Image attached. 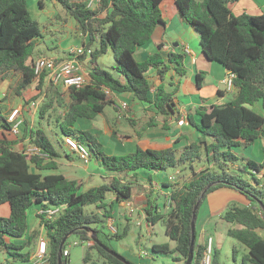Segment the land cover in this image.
I'll return each instance as SVG.
<instances>
[{"label":"trees","instance_id":"16d2710c","mask_svg":"<svg viewBox=\"0 0 264 264\" xmlns=\"http://www.w3.org/2000/svg\"><path fill=\"white\" fill-rule=\"evenodd\" d=\"M163 1L99 0L97 6L88 8L87 0H58L87 38L82 44L86 52L93 50L88 84L71 88L70 103L67 104L62 91L48 81L46 74L40 77L34 74L35 50L43 34L40 24L31 15L29 0H0V84L10 73L20 76L21 81L15 91L18 96L35 84L37 95L33 102L40 98L45 101L40 110V121L46 119L50 123L52 116L48 113L56 111L55 124L59 132L65 138L86 145L92 157L116 174L109 182L82 191L76 180L63 174H44L58 171L60 158L46 130L31 129L27 135L33 147L40 150L38 155L17 151L13 148L14 142L0 140V207L8 205V215H0V255H6V264L30 262L31 253L26 250L37 241L41 232L35 230L28 241H20L29 232V211L35 206L60 209L54 220L46 221L38 215L40 226L49 239L48 264H59L60 252L62 264H69L64 256L69 239L63 248L61 243L71 233L82 242L89 243L84 264H100L101 259L103 264H125L92 241L94 232L102 244L117 252L111 242L121 241L131 231L129 225L123 234L117 232L109 236L103 231L114 212V204L106 203L107 197L114 194L118 201L132 198L134 184L132 181L123 183L124 175L142 170L163 172L182 166L192 167L195 163H205L207 167L182 183L165 184L172 188L168 195V208V198L163 206L159 204L160 196L149 195L145 201L148 225L161 223L167 236L175 242L174 249L168 244H154L150 251L152 258L176 253L173 260L186 264L195 206L200 203L197 224L207 196L216 190L229 188L244 195L248 201V205L230 207L222 216L230 225L227 236L236 242L233 259L238 261L242 248L246 251L242 264H264V188L253 173L262 172L264 163L248 160L238 170H231L234 164L244 160L233 152L235 148H246L264 138V14L233 13L230 5L239 0H176L181 19L200 34L207 59L222 64L235 74V94L230 101L210 109H197L200 123H194L191 118V124L201 134L199 142L190 144L180 153L173 148H138L128 156H110L102 151V145L91 132L76 129L80 119L95 120L108 106H112L113 94L131 93L136 100L153 103L163 114H167L168 109L175 110L173 95L166 91L164 84L157 87L155 100L151 99L152 85L147 74L156 69L160 80L164 81L174 66L175 71L182 75L184 57L169 54L167 59H163L156 53L145 62L135 60L138 48L151 40L158 26L164 25ZM109 49L116 62L117 77L97 64V59ZM87 59V54L80 58L81 61ZM198 77V85L201 86L202 78ZM1 103L0 128L11 133L12 123L4 116ZM257 105L263 112L256 109ZM89 206H94V210L87 211ZM195 234L192 264H202L206 246L197 240L196 225ZM212 264H221L218 249L214 250Z\"/></svg>","mask_w":264,"mask_h":264},{"label":"crops","instance_id":"0c3cea01","mask_svg":"<svg viewBox=\"0 0 264 264\" xmlns=\"http://www.w3.org/2000/svg\"><path fill=\"white\" fill-rule=\"evenodd\" d=\"M29 2L35 3L34 0H29ZM40 5L45 6L43 0H41ZM230 9L233 13L237 14L246 12L256 16L262 15L264 14V0H239L235 4L230 5ZM161 11L164 25L158 26L151 40L144 46L138 48L135 53V60L137 62H145L151 55L156 53H159L163 59H167L169 54H176L184 57V73L182 75L175 71L174 66H172L171 70L166 74L164 81L160 80L158 70L156 69H151L147 74L152 85L151 99L155 100L157 87L164 84L166 91L173 95L172 102L175 110L171 111L168 109V113L163 114L153 103L136 100L131 93L113 94L114 105H112V108H114L117 113L113 116L108 114L105 109L104 113L99 115V117H101L99 122L95 121V123L94 120H91L92 123H87L86 126L88 128H85L87 131H91L99 142L107 140L108 145L114 144V148L112 149L114 153L110 154L107 152L108 154L105 153L106 155L125 156L135 153L138 148L143 150L173 148L180 153L185 147L194 142H199L201 139V134L194 125L191 124V118L194 123H200L201 119L197 114V109L201 107L210 109L213 106L225 105L235 94V91L232 93L226 91L225 79L229 73L228 69L220 63L207 59L202 50L200 34L193 26L185 23L181 19L178 14L176 0H164L161 5ZM76 26L78 27L77 23L74 24V30ZM83 40L87 41V38L83 37ZM69 57L70 55H60L53 59L66 60ZM89 62V59L84 61V71L87 76L92 69V65L88 66ZM198 76L202 78L201 86L198 85ZM20 81V76L10 73L0 84V101H2L3 114L8 121L9 116L14 111H20L21 114H26L24 110H27V108L24 106L23 96L26 95L28 89L22 96L16 94L17 97L14 99L11 98V86L14 85V83H16V85L19 84ZM35 87L36 85L34 84L27 92L34 91ZM121 102H127L129 104V108L124 110V113H119L116 109V106ZM256 109L263 112L260 105H257ZM182 119L185 123L180 126L178 122ZM34 120L31 125L24 127L23 134L27 133V127L31 129L36 126ZM114 133H117V136H115ZM3 139L10 142L17 141L10 135V132L0 128V140ZM64 144L65 148H67L65 141ZM62 148H64V146ZM68 149L71 151L72 156L64 153L69 163L65 164L60 154V158L57 161L59 170L55 172H44L45 175L54 173L63 174L68 179L76 180L81 186L82 191L101 186L116 176L115 173L108 171L100 160L94 157H92L89 164L85 165L78 160L80 164L78 165V161H76V158H78L77 154L70 148ZM233 152L243 157L244 160L234 164L231 167L232 171L238 170V168L245 165L248 160H252L256 163H264V138L258 139L254 144L246 148H235ZM61 165H67L68 169L66 170V174L61 171ZM206 167L207 165L205 163H195L192 167L182 166L175 169L176 173H180L181 176L177 182L182 183L184 180L190 179L195 173H199ZM79 173L82 174L80 175ZM262 174L264 175V169L262 170ZM77 175H80V177ZM153 177H155V179L158 178L160 181L154 180ZM122 178L124 179L123 183L127 181L133 182L134 191L132 198L135 201L134 203L128 204L127 201H118L114 194H110L107 197L106 203H113L114 208L117 203L120 207V209H114L113 218L111 219H115L114 222L116 225L118 222L116 215L119 214L120 222L124 224V228L132 224L135 226L146 224L149 228L144 210L145 201L149 195H153L154 197L160 196L159 204L163 206L172 190V188L165 185L168 183V179L167 182H163L165 179H160L159 173L146 170L138 171L135 174H127ZM246 178H249V176L246 175ZM155 181L157 185H155ZM262 182H264V178ZM213 194H215V197L213 200L208 199L209 203L207 204L206 210L211 217H214L215 226H221L227 233L230 225L222 219V216L230 207L234 205H248V201L244 195L229 188L219 189ZM123 208L126 209V211H123ZM209 209L211 211H209ZM41 210H43V208L39 206L31 208L29 213V232L20 242L27 241L29 235L35 230H40L41 234H43V228L40 226V219L38 218ZM117 230L119 232V228H117ZM149 230L151 229L149 228ZM114 243L117 244V249L124 251L130 257H135L137 255L133 250L123 245L121 241H112V244ZM199 243L205 244L202 240H200ZM137 247L138 252L142 255V245L139 242L137 243ZM29 249L30 248L26 251ZM114 249L117 252L120 251L116 248ZM214 249H218L215 244ZM151 250L152 248L145 251L147 254H150ZM35 254H31V259ZM70 257L71 253L69 251V256L67 257L69 262ZM124 257L128 258L127 256ZM6 263V255H0V264Z\"/></svg>","mask_w":264,"mask_h":264},{"label":"rangeland","instance_id":"374dc122","mask_svg":"<svg viewBox=\"0 0 264 264\" xmlns=\"http://www.w3.org/2000/svg\"><path fill=\"white\" fill-rule=\"evenodd\" d=\"M34 1L35 3H31V2L28 3L29 10L31 12L32 17L36 21H38V23L40 24L39 29H40V32L43 34V36L40 37L37 42V47H36L35 55H34L35 59L39 57L55 58L60 55L69 56L71 54L72 49L77 48L83 44L84 36L82 35V32L78 29L77 26L75 30L73 28L74 24L77 22L75 21L74 18H72L71 16L67 14V12L64 10L63 6L58 2V0H55V1L54 0H43L45 3V6L40 5L41 0H34ZM72 1H76V0H72ZM90 1L91 0H87V3ZM97 64L101 68L110 72L113 76L115 77L119 76V74L114 69L116 62L113 58V54L110 49L105 54L101 55L97 59ZM90 65L91 63L89 62L88 66ZM15 85L16 83H14V85H12L10 88V90L12 91L11 98L13 99L17 97L15 90L18 88L19 84H17L16 86ZM27 91H26V95L23 96L24 106L25 108H27V110L26 109L24 110L26 114H21L20 111H18L19 117L23 120V127L21 128V133H19V136H16L15 134L10 133V135H12L17 140L16 142H14L13 148L17 151H25V152L31 151L32 152L33 145L30 143V138L27 135L31 129L36 130L38 128H42L46 130V132L49 134L50 140L54 143L56 151L62 155L63 157L61 158L62 161L65 164H68L69 162L65 157V153H67L70 156H72V153L68 149L69 148L68 146L67 148H65L64 140L66 138L59 132V129L57 128L55 124V118L57 116L56 111H51L48 113V115L50 114L52 116V118H50V123L46 119L41 120L42 123H40L41 122L39 119L40 110L45 101L44 99L40 98L36 102H33L34 97L37 95L36 89L34 91H29V92ZM61 91L63 93L62 89ZM65 100L67 103H70L69 97L65 96ZM26 101L29 102L28 105L26 104ZM33 103H36L37 105L32 106ZM106 111L108 114H111L113 116L117 113L115 109L112 108V106H108L106 108ZM99 119H101V117L94 120V122L95 121L99 122ZM33 120L36 126L31 129L27 127V133L23 134L24 127H26L27 125L28 126L31 125ZM87 123H92V122L91 120H86V119L79 120L76 124L77 131H87V129H85V128H88L86 126ZM102 142H99L102 145V151L106 154H108L107 152H109L110 154H113L114 152H112V149L114 148L113 147L114 144L108 145L107 140H103ZM63 146L64 148H62ZM128 155H131V154H127L125 156H128ZM78 160L81 161L79 158H76V161ZM79 161L77 162L78 165H80ZM60 169L64 174H66V170L68 168H67V165L65 166L61 165ZM157 173H159L161 177L160 179H165L163 180V182L164 181L167 182V179L169 178V176L176 175V170L169 169L168 171L157 172ZM79 174L81 175L82 173H79ZM80 175H77V176L80 177ZM184 175H187V174H184ZM153 179L160 181L158 178L155 179V177H153ZM155 185H157L156 181H155ZM214 192L210 193L207 196L206 201L204 202V204L202 205L200 209L198 219H197V224H196L197 238H198L197 240L198 242L202 240V242L204 243L211 236L214 240L215 246L220 251L221 264H242V257L246 253V251L241 248L238 261L237 262L234 261L233 247L236 245V242L232 238L227 236L224 228H222L219 225L217 227L215 226L214 217H211L208 211L206 210L207 204L209 203L208 199L213 200V198L215 197V194H213ZM134 201L135 200L132 198L131 200H128L127 203L128 204L134 203ZM4 209L6 210V213ZM114 209L115 210L120 209L117 203ZM86 210L91 212L92 210H94V206H89L86 208ZM122 210L126 211V209L124 208ZM209 211L211 210L209 209ZM0 215L1 216L8 215V205H4L0 207ZM116 219H118V222L116 223L115 227L119 228L120 234H123L124 229L126 227L124 228L123 227L124 224L120 222L119 214L116 215ZM149 228L151 230H149ZM149 228L147 227L146 224L142 226L141 225L135 226L134 224H132L130 226L131 231L129 232V234L121 240L123 245L127 246L128 248L133 250L135 253H137L135 257H130L124 251L117 249V244L115 243L112 244L111 242V246L112 247L114 246L113 248L120 250L119 251L120 254H123V256H127L135 264H180L179 262L173 260V257L177 256L176 253L164 255L163 257H159L155 259H153L149 253L148 254L146 253L145 250H150L153 247V244H168L172 249L175 248V242L170 240V238L167 236L166 229L161 223H158L154 226L151 225L149 226ZM103 231L109 236L113 234L108 224H106ZM39 238L29 249L32 255L35 254L37 251ZM138 242L142 245V248H141L143 251L142 255L138 252V247H137ZM88 248H89V243L82 242L80 238L76 235L70 236L68 240V247H67V249L71 253L69 264H84L83 258L86 252L88 251ZM93 255L94 257H96L95 251H93ZM103 261L104 260L101 259L99 263L103 264ZM26 264H36V263L35 261H32L30 259V262H27Z\"/></svg>","mask_w":264,"mask_h":264},{"label":"built area","instance_id":"2783aa9c","mask_svg":"<svg viewBox=\"0 0 264 264\" xmlns=\"http://www.w3.org/2000/svg\"><path fill=\"white\" fill-rule=\"evenodd\" d=\"M98 4L99 1L91 0L90 2H88V8H93V6L95 7ZM92 52L93 50H88L86 52L85 46L81 45L77 48L72 49L70 57L66 60H55L49 57H39L34 60V64H33L34 74L37 77L46 74L48 77V81L51 84H53L55 87L59 88L60 90L62 89L64 97L66 96L70 98L71 88L88 84L87 74L84 71V61H81L80 58L83 55L87 54L88 59L90 60ZM234 79H235V74L229 72L225 79L226 91L228 93L234 92V83H233ZM106 93L111 94V92L108 90H106ZM36 105H37L36 103L32 104V106H36ZM128 108H129V104L127 102H121L119 105L116 106V109L119 113H124V110H127ZM18 113H19L18 111H14L9 116V122L12 123L11 133L15 134L16 136H19V133H21V128L23 127V120L19 117ZM184 123L185 122L183 119L178 122L180 126H182ZM64 141L67 144V146L77 154L81 162H83L84 164L90 163L92 159V154L86 145L79 143L72 138H66ZM25 153L28 155H38L40 154V150L36 147H33L32 152L26 151ZM253 173L261 180V187L264 188V182H262L264 175L262 174V172L260 173L253 172ZM180 177H181L180 173H176V175H171L168 178V182L175 183L180 179ZM167 202L168 203L166 208H168L170 204L169 198ZM59 213H60L59 208L52 207L49 209L41 210L39 212V215H42L46 221H50L56 219ZM108 226L110 230L113 232V234H116L118 232L117 228L115 227V222L113 219H110L108 221ZM205 246L206 249L204 251L202 264H212L213 254L215 250L214 240L212 237H209L207 239V241L205 242ZM64 256L65 257L69 256L68 250L65 251ZM31 260L35 261L36 264H48L49 239L47 238L44 231L39 238L37 253L34 255V257Z\"/></svg>","mask_w":264,"mask_h":264},{"label":"water","instance_id":"95a60500","mask_svg":"<svg viewBox=\"0 0 264 264\" xmlns=\"http://www.w3.org/2000/svg\"><path fill=\"white\" fill-rule=\"evenodd\" d=\"M209 187L205 189L204 193H206L208 191ZM200 203H198L193 211V219H192V223H191V227H192V241H191V245H190V251H189V256H188V260L186 262V264H192L193 259H194V250H195V241H196V234H195V225H196V218H197V210L199 209ZM71 234H68L62 241L61 243V248H63V246L66 244L67 240L70 238ZM92 241L95 242L97 245L101 246L106 252H108L109 254H111L112 256L116 257L118 260L124 262L125 264H131L125 257H123L122 255H120L119 253L113 251L111 248L105 246L104 244H102L100 242V240L97 237L96 233H92ZM62 253L60 252L59 255V264H62Z\"/></svg>","mask_w":264,"mask_h":264}]
</instances>
